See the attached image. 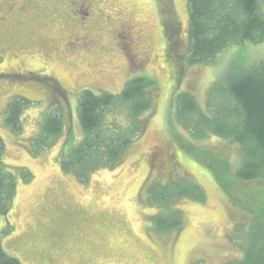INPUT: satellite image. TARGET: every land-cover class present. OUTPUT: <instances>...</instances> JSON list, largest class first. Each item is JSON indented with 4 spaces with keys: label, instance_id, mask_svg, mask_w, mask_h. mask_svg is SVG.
I'll return each mask as SVG.
<instances>
[{
    "label": "rangeland",
    "instance_id": "374dc122",
    "mask_svg": "<svg viewBox=\"0 0 264 264\" xmlns=\"http://www.w3.org/2000/svg\"><path fill=\"white\" fill-rule=\"evenodd\" d=\"M8 1L0 0V75L26 73L24 68L41 77L50 74L66 98L60 101L61 136L33 153L41 117L54 104L51 83L0 76L4 160L30 175L25 180L19 172L13 207L0 216L6 252L22 264H232L251 242L263 247L264 181H240L242 147L217 136L193 137L175 119L174 100L188 91L207 110L211 87L230 70L264 62V43L229 48L210 64L189 63L188 0H97L100 9H115L124 39L106 36L96 48L103 53L76 56V48L67 45L74 22L64 13L46 11L50 0H36L41 6L32 7L31 0H14L13 11ZM21 7L27 14L21 15ZM167 18L182 26L180 42L171 43L170 50L162 26ZM126 43H131L132 61L123 54ZM144 75L155 83L153 109L120 164L101 166L86 181L65 172L63 154L84 137L78 110L82 92L117 95L131 78ZM19 96L36 104L26 106L21 130L15 132L4 120L9 102ZM123 115L117 118L125 124ZM151 154L158 157L157 171L149 165ZM165 186L185 193L167 204L159 196L153 201V190L159 194ZM174 219L179 226L169 228Z\"/></svg>",
    "mask_w": 264,
    "mask_h": 264
},
{
    "label": "trees",
    "instance_id": "16d2710c",
    "mask_svg": "<svg viewBox=\"0 0 264 264\" xmlns=\"http://www.w3.org/2000/svg\"><path fill=\"white\" fill-rule=\"evenodd\" d=\"M188 2L190 49L185 58L189 63L210 64L229 48L245 42L264 43V0ZM225 77L211 87L212 96L207 110L199 106L192 93H179L174 100L175 119L193 137L201 139L212 135L240 145L243 163L237 178L244 182L264 181V62L233 68ZM154 85V81L144 75L131 78L117 95L84 90L78 104L84 137L77 146L63 154L64 171L86 181L90 173L101 166H118L126 150L144 130L145 114H150L154 105ZM57 91L52 92L54 104L41 117L40 132L31 141L33 153L50 147L65 128L60 101L66 97ZM30 104L36 103L21 96L13 98L6 110L5 125L15 132L20 131L21 116ZM119 112H124L125 124L117 118ZM4 151L5 142L0 136V216H7L13 207L19 172L24 174L25 180L30 178L26 171H17L6 164ZM159 190L165 192L157 194L153 190V201L159 196V200L166 199L163 201L165 204L185 193L183 190L181 193H176L177 190L170 192L166 186ZM171 226H179V221L172 220L169 228ZM164 228L169 229L167 226ZM260 230L264 233V225ZM260 240L263 247L251 242L244 250V256L232 264H264V234ZM0 264H22L5 251L1 237Z\"/></svg>",
    "mask_w": 264,
    "mask_h": 264
},
{
    "label": "flooded vegetation",
    "instance_id": "af4514ba",
    "mask_svg": "<svg viewBox=\"0 0 264 264\" xmlns=\"http://www.w3.org/2000/svg\"><path fill=\"white\" fill-rule=\"evenodd\" d=\"M32 3L30 4L31 7L36 4L37 6H41L36 2V0H31ZM56 0H50L47 1L48 3L45 4L44 8L46 11H50L54 14H65L66 16L71 17L73 20V24L70 25V31L68 36L67 45L71 48L73 46L76 48L74 55L78 54V56H85V55H94L97 53H101V49H96L97 46H100V44L105 43L108 39H124V37L121 36V23L122 21L116 20V16L113 15L115 12V9L111 5H107L106 8L100 9L97 5V0H59V4L55 5ZM57 2V1H56ZM9 10L16 9L15 1L9 0ZM52 3V4H51ZM58 3V2H57ZM5 6V4L3 3ZM26 8V7H25ZM24 7L19 8L21 11V15L27 14L26 9ZM34 8V7H33ZM41 9V7H40ZM79 15L80 18H77ZM73 16V17H72ZM3 21H6L8 17H2ZM164 31L163 35L165 38V42H168V50H170L171 43H176L180 40V34L182 33V26L180 23H176L170 19L167 18V21L163 22ZM122 31H126L125 29H122ZM180 42V41H179ZM178 43V42H177ZM131 44V43H130ZM130 44L127 45V48L124 49L123 54L128 58L129 61L134 60L133 53L130 50ZM84 49V50H83ZM99 51V52H98ZM79 52L81 55L79 54ZM146 52V51H145ZM144 51L141 53H145ZM103 53V52H102ZM107 54H114L112 49H108L106 51ZM2 57H0L1 59ZM27 69L26 73H3L0 76H3L4 78H14V79H20L24 81H29L32 77H35V80L32 81H49L51 83V86L53 90H51V94L53 91L58 90L60 88V83L58 80L54 77H52L50 74L48 77H41L39 76L40 73H35L33 71H28V68H24V70ZM48 67H45V70L48 72ZM31 74V76H29ZM42 74V73H41ZM10 80V79H9ZM59 83V85H58ZM150 156V155H149ZM153 160L150 161L151 169L153 171H157L159 167L158 157L155 156V154H151Z\"/></svg>",
    "mask_w": 264,
    "mask_h": 264
}]
</instances>
